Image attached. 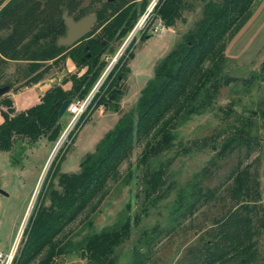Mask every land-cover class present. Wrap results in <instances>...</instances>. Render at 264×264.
<instances>
[{
	"label": "rangeland",
	"instance_id": "rangeland-1",
	"mask_svg": "<svg viewBox=\"0 0 264 264\" xmlns=\"http://www.w3.org/2000/svg\"><path fill=\"white\" fill-rule=\"evenodd\" d=\"M6 1L0 0V6ZM102 1L75 0L76 7H82L85 14L93 13ZM132 1L136 18L100 55L104 66L78 100H86L82 111L73 118L65 110L54 140L41 136L30 144L25 138L16 137L8 151H0V251L13 248L10 264L17 256L30 214L40 201L48 203L46 187L56 186L59 173L77 172L80 161L94 151L119 117L131 113L133 120L136 118L141 109L137 99L146 83L154 79L156 67L195 30L204 16L205 5L220 0H183L170 26H165L156 14L154 4L158 0ZM53 11L60 17L56 8ZM102 25H96L94 20L88 33L97 34ZM263 59L264 0H254L245 20L227 37L222 53L212 62H205L206 75L194 102L206 96L211 83L217 86L211 103L177 119L170 129L171 146L144 162L139 158L145 139L134 141L129 155L117 167V177L106 182L105 194L95 210L81 214L66 227L55 264H94L83 254L84 249L99 248L114 237L124 222L129 223V230L113 247V264H198L205 230L231 206L226 187L236 165L257 160V181L264 205ZM23 64L5 61L0 66V82L5 78H21ZM84 68L62 57L49 65L41 80L24 85L19 78L6 95L18 111L36 102L53 79L60 83L69 74L82 73ZM109 72L121 74L118 93L108 105L96 103L93 98L103 92ZM226 78H230L228 83H224ZM250 78L251 83L245 84ZM69 82L62 86L68 87ZM233 128H242L255 136L260 151L238 146L230 153L220 154V145ZM55 163L58 169L53 175ZM157 169L162 170L158 185L161 187L147 199L146 179ZM210 193L212 198L204 203ZM157 194L159 197L155 199ZM191 201V215L171 210ZM259 244L264 250V231Z\"/></svg>",
	"mask_w": 264,
	"mask_h": 264
},
{
	"label": "trees",
	"instance_id": "trees-1",
	"mask_svg": "<svg viewBox=\"0 0 264 264\" xmlns=\"http://www.w3.org/2000/svg\"><path fill=\"white\" fill-rule=\"evenodd\" d=\"M182 1L158 0L154 4L156 14L165 26H170L178 16ZM253 1L220 0L205 5L204 16L195 30L164 57L156 67L154 79L142 88L137 99L141 109L136 118L133 120L131 113L119 117L100 138L94 151L80 161L77 172L59 173L56 186L46 187L48 203L44 205L40 201L30 214L13 264H55L66 227L81 214L95 210L105 194L106 182L117 177V167L129 155L134 141L145 139L139 158L144 162L147 157L156 156L171 146L170 129L177 119L211 103L217 90L211 83L206 96L194 102L206 75L205 62H212L222 53L227 37L245 20ZM134 6L132 0L102 1L93 10L96 25L103 24L101 30L93 36L88 33L69 46L57 45L56 40L65 30L62 9H66L68 15L72 14L74 20L86 13L82 7H76L75 0H7L0 6V66L7 60L25 63L20 71L21 78H5L0 86L7 85L11 89L19 78L24 85L34 84L44 77L49 65L65 56L74 66H85L82 73L69 74L66 80L50 85L37 102L18 111L11 98L2 95L0 151H8L16 137L25 138L30 144L41 136L48 140L56 138L60 131L62 115L58 118L57 110L61 102L67 98L80 100L85 95L104 66L100 55L110 42L120 38L132 26L137 13ZM54 8L60 12V17L53 14ZM142 8L143 5L139 12ZM262 64L264 71V59ZM120 76V73L110 75L109 72L106 87L93 100L108 105L118 93ZM252 79L245 84H250ZM67 80L69 86L63 87ZM229 80L226 78L224 83ZM238 146L249 151H260L261 148L255 136L242 128H233L221 143L219 152L230 153ZM256 161L236 165L232 170L226 187L231 206L205 230L198 264H264V250L259 244L264 231V205L258 187ZM53 168L55 175L56 163ZM161 176V169L150 172L144 187L145 198L161 187L158 186ZM155 196L157 199L159 194ZM211 198L210 193L203 202ZM185 203L171 210L178 209L179 215L192 213L193 202ZM128 230L129 223L124 222L113 238L99 248L87 247L83 254L94 264H113V247L126 237ZM137 255L141 256V253L137 251Z\"/></svg>",
	"mask_w": 264,
	"mask_h": 264
},
{
	"label": "water",
	"instance_id": "water-1",
	"mask_svg": "<svg viewBox=\"0 0 264 264\" xmlns=\"http://www.w3.org/2000/svg\"><path fill=\"white\" fill-rule=\"evenodd\" d=\"M61 19L63 21L65 30L64 34L57 37L56 44L57 45H65L69 46L87 34L92 26V23L95 20V15L93 13H87L78 19L74 20L70 15L67 14L66 9L61 10ZM57 82L56 79L51 81V85ZM9 87L7 85L0 86V97L7 93ZM45 90V89H44ZM43 90V91H44ZM70 99H64L58 110L57 117L59 118L66 110Z\"/></svg>",
	"mask_w": 264,
	"mask_h": 264
},
{
	"label": "built area",
	"instance_id": "built-area-1",
	"mask_svg": "<svg viewBox=\"0 0 264 264\" xmlns=\"http://www.w3.org/2000/svg\"><path fill=\"white\" fill-rule=\"evenodd\" d=\"M85 104H86V100H82L81 102H79L78 100L70 101L67 108H66V112L72 113L74 115L73 116V118H74L76 115H78L82 111ZM12 255H13V248L12 247H10L7 250V252H1L0 251V264H10Z\"/></svg>",
	"mask_w": 264,
	"mask_h": 264
},
{
	"label": "crops",
	"instance_id": "crops-1",
	"mask_svg": "<svg viewBox=\"0 0 264 264\" xmlns=\"http://www.w3.org/2000/svg\"><path fill=\"white\" fill-rule=\"evenodd\" d=\"M42 92H43V90H42ZM42 92L40 93V95L42 94ZM40 95H39V96H40ZM37 101H38V99H37ZM37 101H36V102H37ZM34 103H35V102H34ZM32 104H33V103H32ZM27 106H29V105H27ZM25 107H26V106H25ZM23 108H24V107H23ZM21 109H22V108H21ZM0 121H1V120H0Z\"/></svg>",
	"mask_w": 264,
	"mask_h": 264
},
{
	"label": "flooded vegetation",
	"instance_id": "flooded-vegetation-1",
	"mask_svg": "<svg viewBox=\"0 0 264 264\" xmlns=\"http://www.w3.org/2000/svg\"><path fill=\"white\" fill-rule=\"evenodd\" d=\"M75 20H76V19H75ZM85 35H86V34H85ZM85 35H84V36H85ZM81 38H82V37H81ZM73 44H74V43H73Z\"/></svg>",
	"mask_w": 264,
	"mask_h": 264
}]
</instances>
